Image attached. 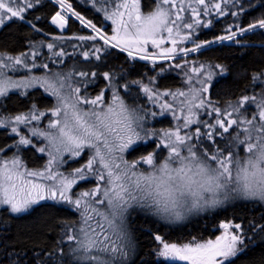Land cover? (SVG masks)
<instances>
[{
	"label": "snow or ice",
	"instance_id": "snow-or-ice-1",
	"mask_svg": "<svg viewBox=\"0 0 264 264\" xmlns=\"http://www.w3.org/2000/svg\"><path fill=\"white\" fill-rule=\"evenodd\" d=\"M246 2L154 0V9L143 12L141 0H119L110 12L103 6L96 9L103 11L105 19L115 25L114 34L108 36L73 11L67 0H56L61 10L51 17L53 25L64 30L74 16L95 35L55 36L53 40L102 43L99 46L93 43L78 54L47 43L51 53L47 59L52 65H64L66 70L36 63L39 51L16 56L0 52V98L8 97L10 92L26 96L33 88H42L55 98V104L46 111L32 104L27 113L0 116V128H10L19 136L15 145L7 146L9 150L15 147L14 155L8 159L0 156V206L11 214H22L42 201H53L68 205L77 215V219L62 222V246L53 253L34 257L32 264H135L138 257L129 223L133 212L180 222L191 214L233 201L264 204V68L250 74V83L239 96L221 105L213 98L211 89L217 77L227 75V68L219 63L187 59L191 53L213 44L231 41L241 45L240 38L257 31L264 33L261 18L246 26L234 22L226 28L225 35L197 42V29L211 25L203 17L215 12L218 16L231 15L238 21L253 7L248 3L246 8ZM39 3L40 0H0V28L20 21L40 32L37 24L25 16ZM96 3L97 0H92L93 7ZM259 7H264V0ZM110 49H119L131 60L150 61L153 68L159 61L183 60V64L176 62L170 67L184 70L187 90L160 91L154 86V77H149L147 83L140 79L127 81L122 71H85L75 65L69 67L65 60L79 55L89 63L101 61L102 55H112ZM33 69L42 70L43 74H31ZM21 70L28 75L20 79L9 75ZM97 79H103L104 87L94 96L89 95L88 89ZM132 86L153 104L165 97L177 103L165 100L159 105V113L135 101L127 103L121 89L131 96ZM165 113H170L177 122L174 128L147 127L150 117ZM45 117H51L47 130L35 126L30 129L31 136L47 141L46 147H37L21 134L19 126L27 127ZM149 142L151 151L133 160L125 158V153L138 151L139 145ZM21 146L47 153L49 159L42 170L29 169L24 164L18 155ZM85 150L90 155L83 165L68 174L59 171L66 162L65 153L69 158H77ZM5 151L0 148V153ZM90 180H95L94 187L74 192L81 181ZM219 227L223 233L215 239L193 237L179 244L155 235L160 245L155 255L164 264H235L236 258L246 251L245 239L252 237H246L240 223L222 222ZM249 231L254 236L257 232L264 234V225L253 223ZM44 255L49 258L47 261L41 260ZM26 258L27 253L17 254L14 264H24Z\"/></svg>",
	"mask_w": 264,
	"mask_h": 264
},
{
	"label": "trees",
	"instance_id": "trees-1",
	"mask_svg": "<svg viewBox=\"0 0 264 264\" xmlns=\"http://www.w3.org/2000/svg\"><path fill=\"white\" fill-rule=\"evenodd\" d=\"M83 1L67 0V3L72 5L74 11L79 12L86 20L95 24L97 28L105 25L104 31L109 33L110 23L102 17L101 11L96 10L98 7L89 6ZM261 2L262 0H247L245 7L247 8L248 3H251L253 7L243 14L238 21L231 15L218 16L214 12L208 17L211 25L208 28L197 29L198 41L211 40L226 34V28L234 22L246 26L248 23L264 18V7H259ZM141 4L143 11L149 10L154 4V0H141ZM56 11H58V7L52 0H40L38 5L25 13L26 19L36 23L41 29L40 32H34L29 24L20 21L9 22L7 27L0 28V52L20 54L25 52L32 43L51 40L48 38L49 36L89 34L72 17L66 30L59 32L50 21ZM36 17H40V19L36 20ZM240 39L242 40L241 45L224 41L213 44L210 48L203 49L190 57L192 61L219 63L227 68V75L217 77L213 81L214 87L211 89L213 98L219 100L221 105L239 96L245 85L250 83V74L264 68V47L261 46L264 45V33L257 31L254 35L250 33ZM63 41L65 44L62 43L60 46L66 47V51L69 53L73 51L78 54L88 50L89 47L88 44H83L79 49H74L68 46L70 40L64 39ZM93 43L99 46L102 42ZM55 50L58 51L59 48ZM110 51L111 56L102 55L101 61H92L88 71H107L109 69L122 71L127 81L140 79L144 83L148 82L149 77H154V86L160 91L175 90L182 86L181 78L177 72H161L158 64L153 68V65L147 61L127 58L126 53H121L119 49H110ZM41 52V56L49 53L46 49H42ZM65 60L68 66L75 65L79 69L87 63L79 55H73L71 60L67 58ZM97 65L100 67L97 68ZM51 66L60 70L65 69L64 65ZM104 84L103 79H97L96 83L89 87V95L97 94L104 87ZM121 95L127 103L131 104L135 101L136 104L147 107L151 111H158L136 86L131 87V96L123 89H121ZM32 104L44 109H50L53 106L52 98L43 93L42 90L35 88L30 90L29 95L26 96L10 92L8 97L1 98L0 114L23 113L29 110ZM147 127L165 130L166 128H173V123L168 116L158 114L155 118H149ZM14 139L8 130L0 128V148H8L7 146L11 145ZM151 150L152 145L149 142L148 145H139L138 151L131 154L125 153V156L126 159L133 160ZM20 152L22 161L24 160L29 167L37 168L44 164V157L34 147L21 146ZM75 163H79V160L67 165V167L75 165ZM90 183L91 181H82L75 188L85 191L92 187ZM262 217H264V209L260 203L245 201L233 206L224 205L189 217L179 223L169 222L151 214L145 216L132 214L129 223L132 239L137 245L135 256L138 259H136L135 264H164L162 258L158 260L155 255L158 246V242L154 239L155 235L162 236L169 243L178 244L187 242L193 237L212 239L219 233V225L229 221L240 223L246 237H252L251 240L245 239L246 251L236 258L235 264H264V242H261V237L264 234L257 232L254 236L249 231L253 223L264 225ZM74 219H77V215L68 205L57 204L52 201H42L29 212L22 214H11L5 208H0V264H14L17 254L23 256L25 253H27V258L24 260V264H32L34 257L58 250L62 246V222ZM48 259L46 255L41 256L43 261ZM52 259L54 260L55 257Z\"/></svg>",
	"mask_w": 264,
	"mask_h": 264
},
{
	"label": "rangeland",
	"instance_id": "rangeland-1",
	"mask_svg": "<svg viewBox=\"0 0 264 264\" xmlns=\"http://www.w3.org/2000/svg\"><path fill=\"white\" fill-rule=\"evenodd\" d=\"M56 5H57V7H58V11H60L61 9H60V7H59V5L56 3V0H52ZM79 1H81V0H79ZM83 2H86L87 3V5H89V6H93V4H92V0H84ZM115 2H119V0H97V3H96V7H98V8H100V7H106V8H108L109 9V12L113 9V7H114V3ZM141 7H142V4H141ZM154 7H155V5L153 4L151 7H150V9L149 10H145V11H143L142 9V11L143 12H148V11H151V10H153L154 9ZM74 11V10H73ZM102 12V17L105 19V13L103 12V11H101ZM214 13V12H213ZM66 15H70V13H65ZM209 16H207V17H203V20L205 21V22H207V21H209L208 18ZM73 19H75L76 20V18L73 16L72 17ZM86 20V19H85ZM107 20V19H106ZM78 21V20H77ZM87 21V20H86ZM108 21V23H110V25H109V29H110V32L109 33H106L105 31H104V28H105V25H103L102 27H100L99 29L101 30V32H103V33H105L106 35H108V36H111V35H113L114 33H113V28L115 27V25H113L112 24V22H111V20H107ZM78 23H79V25H81L82 26V28L83 29H85L87 32H89V34L88 35H95V33H93L92 32V29L91 28H87V27H85L84 25H82L79 21H78ZM199 29V28H198ZM201 29V28H200ZM225 35V34H224ZM55 36H59V35H55ZM55 36H49L48 38L49 39H51V40H48V41H44V42H40V43H32L29 47H28V49L25 51V52H31V51H39V56L37 57V59H36V63H42V62H44V63H49V64H51V61L50 60H48L47 59V57L48 56H51V53L49 52L47 55H44V56H41V51H42V49H46V50H48L47 49V47H46V44L47 43H49V42H52V43H55V44H57V45H59L60 46V44H65V41H63V40H53V37H55ZM80 36H87V35H80ZM220 36H222V35H220ZM64 37H79V36H77V35H66V36H64ZM216 38V37H215ZM215 38H213V39H215ZM213 39H211V40H213ZM67 40H69V39H67ZM197 42H204V41H197ZM42 44H43V46H42ZM69 44L70 45H76V49H79V47L81 46H83V44H88L89 46L90 45H92L93 44V41H80V40H78V39H70V42H69ZM166 46H168V45H166ZM185 46H188V47H191L192 45L191 44H187V45H185ZM71 48H73V47H71ZM49 51V50H48ZM72 53H73V51H72ZM196 53H191L188 57H187V59L189 60V61H192V59H190V57L191 56H193V55H195ZM8 55H12V56H16V55H19V54H8ZM80 58H82V57H80ZM79 59V58H78ZM139 60V59H138ZM147 62H149L150 64H152L150 61H147ZM176 62H179V63H181V64H183L184 63V61L183 60H179V58H178V61H159L157 64H158V67H159V69H161V67H163V69H164V71L165 72H172V71H174V72H177V74L180 76V78H181V83H182V86L181 87H179L178 89H180V90H187V86L185 85V83H184V74H183V72H184V70H182V69H178V68H175V67H170V65H174ZM52 65V64H51ZM50 65V67H52ZM53 66H56V65H53ZM69 66H72V65H69ZM91 66V63H89V62H87L86 63V65L83 67V68H81L82 70H86V71H88V68ZM54 68V70H60V69H58V68H56V67H53ZM64 70H66V69H64ZM173 72V73H174ZM31 74H34V75H42L43 74V72H42V70H39V69H33V72L31 73ZM9 75H11V76H13V78L14 79H20L21 77H23V76H25V75H28V73L26 72V71H24V70H21L19 73H9ZM145 83H147V82H145ZM33 89H35V88H33ZM33 89H29L28 90V92L30 91V90H33ZM40 90H42L43 91V93H45L44 92V90L42 89V88H39ZM177 89H175V90H165V91H173V92H175ZM45 94H47V93H45ZM48 95V94H47ZM49 96V95H48ZM51 97V96H50ZM52 98V102H53V105L55 104V98L54 97H51ZM1 99V98H0ZM179 99H183V97H180ZM165 100H167L168 102H170V103H174V104H176L177 102L176 101H173L172 100V98L171 97H165V98H162L160 101H158L157 103H155V104H153V102L152 101H150V102H152V106H154V107H156L157 109H158V111H157V113H159L160 111H161V109H160V107H159V105L160 104H162V103H164L165 102ZM38 109L40 110V111H46V110H48V109H44V108H39L38 107ZM29 110H27V111H25V112H23V113H27ZM18 114H21V112L20 113H18ZM15 115H17V114H15ZM15 115H1L0 114V116H15ZM164 115H166V116H168L170 119H171V121H172V123H173V128H174V126H175V124L177 123L176 121H174L173 120V118H172V116H171V114L170 113H165ZM49 118H51V117H45V118H42L40 121H33L31 124H29L27 127H24L23 125H21V126H19L20 127V129H21V134L22 135H25L26 137H28V138H30L32 141H33V144L34 145H36L37 147H46L47 146V141H45V140H43V138H40V137H33V136H31V132H30V129L33 127V126H35V127H37V128H39V129H41V130H47V122H48V119ZM150 128V127H149ZM4 129V128H3ZM152 129V128H151ZM169 129V128H168ZM6 130H8V132L12 135V136H14V142L11 144V145H15L16 144V142L19 140V136H16L14 133H12L11 132V129L10 128H7ZM165 130H167V128L165 129ZM23 147V146H22ZM6 149V151L4 152V153H0V156H3V158L4 159H8V158H11L13 155H14V153L16 152V149H15V147H13L12 149H8V148H5ZM34 149H36V148H34ZM37 151V150H36ZM38 152V151H37ZM40 155H42L43 157H44V164L42 165V166H40V167H37V168H35V167H29L27 164H26V162L23 160V162H24V164L29 168V169H40V170H42L43 168H44V166L46 165V163H47V161H48V159H49V157H48V155H47V153L45 152V153H40V152H38ZM18 155L20 156V158H21V152H19L18 153ZM89 155H90V153L88 152V150H85V153L84 154H82V156H80V157H77V158H69V156H68V154L67 153H65L64 154V156H63V158H64V160L66 161L63 165H61L60 167H59V171H61V172H63V173H65V174H68L69 172H71L73 169H75V168H77V167H80L81 165H83L86 161H87V159H88V157H89ZM125 158H126V156H125ZM79 160V163H75V165H71L70 167H67V165H70V164H73V162H77ZM77 164V165H76ZM91 181V183L90 184H92V187H94L95 186V180H90ZM82 182V181H81ZM76 187V186H75ZM74 187V192H80L81 191V189L80 190H78V189H76ZM91 187V188H92ZM91 188H89V189H91ZM89 189H86V190H89ZM85 190V191H86ZM53 202V201H52ZM241 202H243V201H233V202H229V203H227L226 205H230V206H233L234 204H237V203H241ZM262 205V207H263V209H264V204H261ZM0 208H5L6 209V207L5 206H0ZM209 211H211V210H209ZM206 212H208V211H206ZM10 213V212H9ZM202 213H204V212H202ZM202 213H198V214H196V213H194V214H191V215H189L187 218H191V217H194V216H196V215H199V214H202ZM132 214H135V215H141V216H145L146 215V213H144V212H139V211H136V212H133ZM131 214V215H132ZM186 218V219H187ZM184 221V220H183ZM181 222V221H180ZM175 223H179V222H175ZM223 233V229H221L220 228V231H219V233L217 234V235H221ZM216 235V236H217ZM215 236V237H216ZM215 237L214 238H212V239H215ZM134 242V241H133ZM188 242V241H187ZM183 243H186V242H183ZM135 244V251L137 250V245H136V243H134ZM66 247V246H65ZM159 247H160V245L158 244V246H157V251H158V249H159Z\"/></svg>",
	"mask_w": 264,
	"mask_h": 264
},
{
	"label": "water",
	"instance_id": "water-1",
	"mask_svg": "<svg viewBox=\"0 0 264 264\" xmlns=\"http://www.w3.org/2000/svg\"><path fill=\"white\" fill-rule=\"evenodd\" d=\"M50 21H51V18H50ZM56 26V25H55ZM67 28V27H66ZM66 28L64 30H60L57 26H56V29L59 31V32H63L66 30Z\"/></svg>",
	"mask_w": 264,
	"mask_h": 264
}]
</instances>
